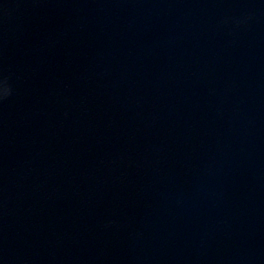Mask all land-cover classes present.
<instances>
[{
  "label": "water",
  "instance_id": "1",
  "mask_svg": "<svg viewBox=\"0 0 264 264\" xmlns=\"http://www.w3.org/2000/svg\"><path fill=\"white\" fill-rule=\"evenodd\" d=\"M0 264H264V0H0Z\"/></svg>",
  "mask_w": 264,
  "mask_h": 264
}]
</instances>
